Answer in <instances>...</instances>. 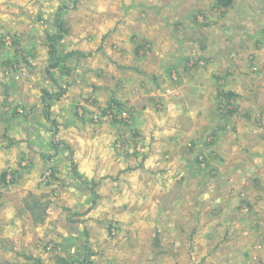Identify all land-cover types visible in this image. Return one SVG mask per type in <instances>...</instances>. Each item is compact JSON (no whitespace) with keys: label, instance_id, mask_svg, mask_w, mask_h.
<instances>
[{"label":"rangeland","instance_id":"374dc122","mask_svg":"<svg viewBox=\"0 0 264 264\" xmlns=\"http://www.w3.org/2000/svg\"><path fill=\"white\" fill-rule=\"evenodd\" d=\"M216 2L15 0L12 14L28 7L30 13L24 18L32 15V28L42 30L35 35L37 50L26 42L31 29L15 37L1 34L6 45L0 49V71L14 68L16 81L0 82L4 110L0 111V179L8 191L0 195V236H9L15 250L0 258V264H63L64 260L68 264H218L223 260L218 247H213L217 238L212 236L210 242L199 237L207 227L201 225L200 213L187 221L179 215L170 224L160 218L173 217V209L184 205L192 214L196 198L221 202L214 194L224 185L237 188L233 201L258 200L264 207L260 138L264 137V0H234L229 10V20L235 14L236 25L242 27L237 34L236 28L231 30L235 59L219 46L206 52L207 45L214 48L210 43L214 36L222 35L203 26L232 23L214 12ZM60 28L66 32L56 52L64 61L51 59L47 48L50 36ZM23 46L32 61L24 59L28 52H19ZM200 46L204 49L197 50ZM154 50L160 52L159 58ZM70 51L77 54L66 56ZM208 58L218 61L210 64ZM228 68L236 75L217 79ZM209 70L213 75L207 76ZM198 78L205 90L198 100L202 110L212 104L232 106L235 102L229 103L228 94L237 102L238 88L232 83L239 79L236 85L244 92L239 101L248 104L257 123L248 145L239 144L238 138L237 145L222 143L218 135L223 127H212L230 121L232 114L225 112V120L208 123L184 106L174 109L181 101L187 106L198 104L193 95H200L193 85ZM185 86L194 91L182 95ZM47 93L55 98L44 110ZM28 105L39 106L32 128L27 127L28 120L19 121L28 116ZM121 109L127 112L124 118ZM11 122L16 125L9 127ZM51 122L57 131L49 129ZM195 122L199 127L192 129ZM5 129L14 139L8 140ZM224 131L226 141L232 142L236 130ZM52 139L58 142L51 150ZM30 152L36 158H28ZM223 152L225 160L238 167L236 176H228L231 171ZM32 196L46 206L35 211L41 212L40 220L37 214L32 224L14 220L12 209ZM10 202L16 203L11 207ZM189 231L195 234L186 239ZM235 254L220 264H237Z\"/></svg>","mask_w":264,"mask_h":264},{"label":"crops","instance_id":"0c3cea01","mask_svg":"<svg viewBox=\"0 0 264 264\" xmlns=\"http://www.w3.org/2000/svg\"><path fill=\"white\" fill-rule=\"evenodd\" d=\"M145 1V0H144ZM148 1V0H146ZM157 1V0H154ZM234 1V0H233ZM15 0H0V49L2 47V45H6V42L4 43V41L6 39H4V36H2L1 34L3 33L5 35V33L10 34V37H15V35H18V33L20 32H27L30 31L31 29V33L28 36L30 37V39H27L26 42H30V46L29 48L32 47V49L35 46V35H37L38 32H40V28H38L36 25H34V28H32L33 26H31V24L34 22V18L32 15H28V18H24L26 16V13H30L29 10L27 11V8H20L21 12H17L12 14V10L11 8H13ZM234 3L227 9H218L217 7H215L214 12H217L223 19L228 20L229 22H232L230 25H226V24H222V23H210L211 26H208V24L206 26H203L206 30H209V32H217L218 30L220 31V35H215L214 36V41H211L210 43L213 45L214 48H211V46L207 45V47L209 48L206 52H212L214 49H218L216 48L217 46H219L221 52H229V54H233L234 59L236 58V48L232 51L230 49H232L233 47H236V42H232V39L234 38V34L232 33V29L236 28V34L238 33V31H242V27L236 25V16L235 14H233V17L231 18L232 20H229V10L231 8H233ZM27 11V12H26ZM200 11V10H199ZM211 15V13L208 14V16ZM24 18V19H23ZM23 19V20H22ZM207 22V21H206ZM239 25H242L243 23L240 22L239 20H237ZM208 23V22H207ZM36 30H38L37 32H35ZM55 33V32H54ZM18 37V36H17ZM16 37V38H17ZM145 39V38H144ZM15 40V38L13 39ZM25 42V43H26ZM60 42L63 43V40L61 39ZM196 40L194 41V46H195ZM186 45L191 44L190 42L185 43ZM208 44H209V40H208ZM36 50L38 49V45L36 44L35 46ZM206 48V46H205ZM22 49V50H21ZM24 46L22 48L19 49L21 51H24ZM198 49H204V47L200 46L197 48ZM44 51V48H43ZM2 51H0V60L2 57ZM28 54H24V59L25 61H32L30 58V51L29 50H25L24 53ZM33 53V52H32ZM189 53V57H191L190 52ZM21 54V53H20ZM154 54L157 55V58L160 57V52L158 50H154ZM204 53H198L199 56H202ZM29 57H26L28 56ZM13 56H15V54L13 53ZM13 56H11L8 59H13ZM170 56V55H169ZM14 59H16V56L14 57ZM33 59V58H32ZM168 59V58H167ZM160 60V59H158ZM190 61V58L187 59ZM209 61L213 62L210 64H215L218 60H213L208 58ZM8 61V60H7ZM7 61L5 63H7ZM20 60H18L19 62ZM182 63H187V62H183V60H181L180 62ZM221 66V65H219ZM211 70L213 68H210ZM12 70H14V68H8L4 71H0V73H3L0 75V82L3 81H9L14 82L15 83V72H12ZM10 72V73H9ZM225 74L223 76H219L217 77V79L223 80V77L225 78V76H231L232 74L236 75V73H233L231 68L226 69V71L224 72ZM191 74V73H188ZM213 75L210 73V70L207 72V76ZM7 77V78H6ZM227 78V77H226ZM229 78V77H228ZM239 80V79H238ZM236 79V81H238ZM200 79L198 78V81L194 79L193 81V85L194 87H196V91L199 92L200 95H196L193 94L197 97L196 101L198 102V104H191L190 106L185 105L186 102H182L180 106H175V108H182V106H184V108L187 109L188 112H192V113H196V116H203L204 119H206L208 121V123L214 121V119L219 118L221 120H225L224 118V113L227 112L230 115L232 114V117L230 119V121L225 122V124L227 125V127L225 126V124L221 125V124H216L214 123L212 127H214L215 125L218 126H222L223 129L222 132H219L218 138L221 140L222 143H233L236 144V138H238V143H242L244 145V143L246 145H248L249 143V139L251 137V135H256V131L255 129H257V123L254 122L253 118L251 117V114L253 113L252 110L250 108H246L248 106V104L245 103V101L243 103H241L239 100L241 99V96L244 95V92L241 90V88H239V86L236 85V81H234L232 83V85H234L237 89V91L235 92L236 94H238V97H240V99L235 100V98L231 95L228 94V98L229 99V103L230 102H235L232 106H223V105H210L209 108L206 110L205 108H203V110L200 108L199 104V98H202L203 93L205 92L204 88H200L201 84H200ZM197 82V83H194ZM10 85V84H9ZM235 89V88H234ZM189 90L194 91L191 87H183L181 89L182 95L183 94H187V92ZM239 92V93H238ZM176 94H179V92H177ZM217 95V92L214 91V96ZM21 98V97H20ZM23 98V99H22ZM21 98V102L25 103V98L24 96H22ZM172 105V100H170L169 102ZM30 112H27V117L24 119H20L19 121L23 122L24 120H28V125L27 127H33L32 123L34 121V118H32V116L35 113H38V107L36 106L35 108H33V106H30ZM27 106V107H28ZM227 107V110H226ZM256 110L259 107H254ZM42 108H40V113H41ZM1 111V108H0ZM1 113H4V110L1 111ZM203 113V114H201ZM1 115L0 114V121H1ZM41 116L43 117V113L41 114ZM37 117V116H36ZM260 118V116H258ZM5 119L7 120V122L9 121L8 117H5ZM36 121V120H35ZM37 122V121H36ZM12 124H14V126L16 125V123L11 122L9 124V127H12ZM21 127H25L22 126L23 124H18ZM218 126L215 128V132L217 133L218 131H220V129H218ZM36 127V126H35ZM199 127L198 124L193 123L191 128L192 129H197ZM46 130L48 129L47 126H45ZM211 128V127H210ZM227 128L229 130H236V136L235 138H233L232 142L231 140L226 141L224 134L227 130ZM258 129L261 130V124L258 125ZM8 130V129H7ZM5 129V131L8 134V140L14 139L12 136L9 135L8 131ZM10 131H12L13 129H9ZM253 130V131H251ZM4 131V133H5ZM194 131V130H193ZM46 132V131H45ZM201 132H204V130H202ZM199 131V133H201ZM258 136V134H257ZM262 136H264V133H262ZM262 144H264V137H260ZM221 142L218 143L219 147H222ZM256 142V141H255ZM237 145V144H236ZM239 149V147H238ZM264 150V149H263ZM31 155H28V158L30 159H34L36 158V155H34L32 152H30ZM224 153V152H223ZM227 153L222 154L223 159L225 160L227 155ZM226 161V160H225ZM233 162V161H232ZM232 162H227V169L228 171H231L228 173V176H236V168L238 169V167H236V164H232ZM240 165V164H238ZM250 171V170H249ZM225 188L227 190H225ZM230 189H233L232 191H230L233 195L231 197H229V195L227 194L229 192ZM235 191L237 192V188L235 190L234 186H227L223 187V189L220 188H216V194H214V197H216L217 199H219L221 202H215V201H210V200H203V198H196V200H194L197 205V207L192 206L191 205V209H192V214L189 208V205H184V206H179L177 207L178 209L174 208V213H173V217H160V218H164L166 220V223L170 224V223H174V221H176L179 215L183 216L184 219H186V221L188 219H190L191 217H196L198 218V213H200V223L201 225H207V227L202 228L200 231V236H203L204 241L209 240L210 242L213 240H210V238H212V236H214L215 238H217L218 242H216L213 247L216 249L218 247L217 250V254L218 255H222L223 260L219 259L217 261L218 264H220V262L224 261L227 259V257H233V255H236V263L237 264H247L248 262H251L252 264H257L258 260L261 258L264 262V207L261 206V204L259 203L258 200H253L251 202H243V203H237L236 201H233V197L235 196ZM7 191V188L5 187V185L2 183L1 179H0V195L5 194ZM208 195H210L207 192ZM220 195V196H219ZM211 196V195H210ZM221 197V198H220ZM224 201V202H222ZM24 203H19V210L18 207H14V209H12V215L11 217L16 220L17 218H22L24 220H30V224H32V219L33 216L31 215V212L28 211L26 209V205L28 204H32L31 202H26L23 201ZM11 203V207L16 203V202H10ZM41 205V204H40ZM11 207H10V211H11ZM41 207H45L42 206ZM9 207H6V209ZM18 210V212H17ZM186 210V213L184 212ZM197 211V212H194ZM208 212V213H207ZM242 213V214H241ZM191 214V215H190ZM1 218V216H0ZM1 220V219H0ZM33 221L35 222V220L33 219ZM174 230V229H173ZM195 233H192L191 231L187 232L185 234V238H191ZM7 235L4 236H0V258L2 257H7L10 255L7 254H12V252H15V250H13L12 245L13 243L11 242V240L9 239V236L7 238ZM198 237V238H199ZM195 238V239H198ZM214 238V239H215ZM5 239V241H4ZM203 240V239H202ZM9 241V243L7 242ZM6 245H10L11 248H6ZM233 246V247H232ZM213 249V248H212ZM231 250H234L233 252H231ZM174 253L181 255L182 252H177L176 250L173 251ZM230 252V253H229ZM232 253V254H231ZM13 264V263H12Z\"/></svg>","mask_w":264,"mask_h":264},{"label":"trees","instance_id":"16d2710c","mask_svg":"<svg viewBox=\"0 0 264 264\" xmlns=\"http://www.w3.org/2000/svg\"><path fill=\"white\" fill-rule=\"evenodd\" d=\"M233 2H234L233 0H217V2H216L217 3V6L216 7L218 9H227V8H229L232 5ZM64 32H66V31L63 30L62 28H60V29L56 30L55 33L52 34V36H50V38H49V40L51 41V43L49 45H47V48H48L49 55H52V58L51 59H54V60L56 59L57 61H64V59H65L63 57L62 58L57 57V52H56V48L58 49V45H59L58 44V41L63 38V33ZM74 54H77V51H70L68 54H66V56L69 57V56H72ZM26 63H27V61H26ZM56 96H59V94L56 95ZM225 97L227 98L228 95H226ZM53 98H55V97L52 96V94H49V93H47V95H45L43 97V102H44L43 109L44 110L50 108V102H48V101L53 100ZM120 111L121 112H123V111L126 112V110H124V109H121ZM49 129L52 130L53 132H55V131H57V125L55 123H52L51 122V127ZM56 142H58V140L52 139L51 142L49 143V146L51 147V150H52V148H54V149L57 148ZM91 194L92 195H95L93 192ZM32 199H33V196H32V198H31L30 201H26V202H31L32 203V204L26 205V209L31 212V215L33 217L36 216V214H37L38 216L36 218L39 221L40 218H38V217H40L39 215L41 214V212H35V211H38L39 208L42 209V207H41V205L39 204V202L37 200L33 201ZM85 257L87 258V256H85ZM86 258H84L83 261H85ZM60 261H62L61 258H60ZM63 264H68V263L65 262V260H64L63 261Z\"/></svg>","mask_w":264,"mask_h":264},{"label":"built area","instance_id":"2783aa9c","mask_svg":"<svg viewBox=\"0 0 264 264\" xmlns=\"http://www.w3.org/2000/svg\"><path fill=\"white\" fill-rule=\"evenodd\" d=\"M125 115H126V114H125L124 112L121 113V116H122L123 118L125 117Z\"/></svg>","mask_w":264,"mask_h":264},{"label":"clouds","instance_id":"9594fccd","mask_svg":"<svg viewBox=\"0 0 264 264\" xmlns=\"http://www.w3.org/2000/svg\"><path fill=\"white\" fill-rule=\"evenodd\" d=\"M123 112H124V111H123ZM121 113H122V112H121ZM121 113H120V115H121ZM124 113L127 114L126 112H124ZM120 115H119V116H120Z\"/></svg>","mask_w":264,"mask_h":264}]
</instances>
